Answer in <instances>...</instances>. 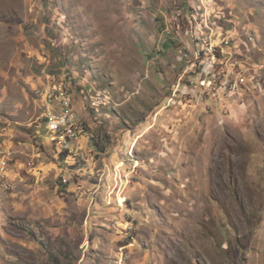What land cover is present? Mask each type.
<instances>
[{
  "label": "rangeland",
  "instance_id": "rangeland-1",
  "mask_svg": "<svg viewBox=\"0 0 264 264\" xmlns=\"http://www.w3.org/2000/svg\"><path fill=\"white\" fill-rule=\"evenodd\" d=\"M189 1L0 0V132L13 142L0 264H65L57 241L43 243L47 258L26 254L36 224L11 192L59 183L66 169L76 185L80 169L78 197L97 204L89 227L111 249L90 255L98 264H264V0H194L243 64L229 69L239 92L218 99L188 84L190 26L177 15ZM65 77L80 83L76 158L49 142L44 118L59 110L52 79Z\"/></svg>",
  "mask_w": 264,
  "mask_h": 264
},
{
  "label": "crops",
  "instance_id": "crops-1",
  "mask_svg": "<svg viewBox=\"0 0 264 264\" xmlns=\"http://www.w3.org/2000/svg\"><path fill=\"white\" fill-rule=\"evenodd\" d=\"M191 2H193V4H191ZM197 5L199 4H197L194 0H190L188 3L189 8L195 7ZM248 16L249 15H246L245 13L244 17L248 18ZM235 49H237V43L234 45V50ZM234 53L238 54L237 51H234L230 56L229 63L233 64L235 68L237 65L243 67V64L232 62V56ZM78 78L79 77L73 78L72 81L73 95H75L77 84H80L79 82H77ZM64 79L67 80L68 78L65 77ZM1 127L2 124L0 125V128ZM9 131H11V129L3 125L2 131L0 132V163L3 159H7L9 155L11 156L12 153L10 152L11 149L9 145L13 144V142L8 139ZM85 139L86 136H83L80 142L84 144ZM77 144L74 145V151L82 153L83 150L79 151L80 148H78ZM75 147H77L76 150ZM7 161L10 162V158H8ZM40 168L43 169V166H40ZM43 171H45V169H43ZM16 172L17 171L11 170L8 177L12 178V176H14V179H17L16 177H18V174H16ZM35 172H38L37 169L35 170ZM39 172H41V169L39 170ZM69 172H71V170L66 169V171H63L60 175V179L62 177L68 176L72 179L71 183L67 186H62L60 180L59 183H50L45 182L44 179H39L36 184L32 186L29 185L28 189H25V191H20L17 183L16 185L13 184V190H15L16 188L18 190L11 192V196L13 198L20 199L21 202H23L20 204L22 208L19 212L23 213L26 216L29 224L32 225L33 223V227L36 224L33 229V237L28 239V249H30V251H27L26 254L32 256V253L34 251L40 249V254L43 255V257L47 258L46 256H44L43 243H45V241H57L60 242L63 246H67L65 249L66 251L67 248L69 250L68 253L64 250V252H66L65 256L63 257L65 264H67L66 260H71L74 262L75 258L79 259L77 264H82L84 262V264H98L97 259L95 261L94 259L92 260L89 258L94 253H99L101 255H104L103 253H105L106 255H109V251L111 249L105 245L104 235L94 233L91 227H89V223L91 224L92 222H94L95 216H93V214L95 212L94 208L97 204H94V202L91 201L90 203H92V205L89 206L90 203L87 202L88 204H85L83 198L78 197V192L76 191L77 188H79V185L82 186V189L88 190V184L86 185V177H84V175L80 173V169L74 171V174L78 175L75 176L79 181L77 185L72 183L73 173L71 174ZM44 173H46V171ZM25 186L27 187V185ZM79 191L82 192L81 190ZM70 194H76L77 197L75 198L78 199L75 200L71 205H68L66 197ZM90 198L94 200L92 197ZM87 210H91L89 215L87 213ZM4 249L5 247L2 244L0 252H2Z\"/></svg>",
  "mask_w": 264,
  "mask_h": 264
},
{
  "label": "built area",
  "instance_id": "built-area-1",
  "mask_svg": "<svg viewBox=\"0 0 264 264\" xmlns=\"http://www.w3.org/2000/svg\"><path fill=\"white\" fill-rule=\"evenodd\" d=\"M177 20L179 23L184 20L190 26L188 45L191 52L185 57L190 56L191 60L186 70L192 77H196V81L190 78L188 84L200 88L201 96H208L209 99H218L227 94L233 96L239 92L238 80L241 76L235 78L229 71L234 65L229 63L230 57L227 56L231 55V49L235 45L232 36L225 34L230 32H225L217 22L211 23L209 12L203 7H196L190 13H179ZM72 81L73 79H67L58 84L52 79V87L47 91L46 98L56 102L59 110L57 109V113L47 111L44 118L49 142L58 152H65L76 158L82 155L74 151V145L80 143L85 131L77 122L78 115L74 111ZM6 171L7 159H3L0 163V178L7 177ZM71 180L69 176L62 177L61 185L67 186ZM4 186L6 189L10 188L7 183Z\"/></svg>",
  "mask_w": 264,
  "mask_h": 264
},
{
  "label": "clouds",
  "instance_id": "clouds-1",
  "mask_svg": "<svg viewBox=\"0 0 264 264\" xmlns=\"http://www.w3.org/2000/svg\"><path fill=\"white\" fill-rule=\"evenodd\" d=\"M196 7H201L200 5H197V6H195V7H192V8H196ZM189 9V8H188ZM188 9H184L183 11H181V13H187V12H189L190 10H188Z\"/></svg>",
  "mask_w": 264,
  "mask_h": 264
},
{
  "label": "trees",
  "instance_id": "trees-1",
  "mask_svg": "<svg viewBox=\"0 0 264 264\" xmlns=\"http://www.w3.org/2000/svg\"><path fill=\"white\" fill-rule=\"evenodd\" d=\"M186 9H188V8H186ZM62 179V178H61ZM61 179H60V183H61Z\"/></svg>",
  "mask_w": 264,
  "mask_h": 264
}]
</instances>
